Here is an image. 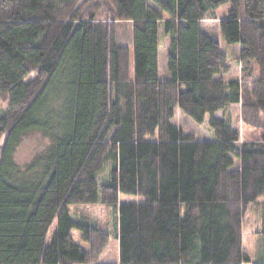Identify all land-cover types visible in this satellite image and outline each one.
I'll return each mask as SVG.
<instances>
[{
	"label": "trees",
	"instance_id": "trees-1",
	"mask_svg": "<svg viewBox=\"0 0 264 264\" xmlns=\"http://www.w3.org/2000/svg\"><path fill=\"white\" fill-rule=\"evenodd\" d=\"M228 2L225 79L203 23ZM0 99V264H101L110 233L70 214L96 204L116 208V264H264V0H0ZM177 107L209 114L213 137L173 123ZM31 134L45 144L22 164Z\"/></svg>",
	"mask_w": 264,
	"mask_h": 264
},
{
	"label": "rangeland",
	"instance_id": "rangeland-1",
	"mask_svg": "<svg viewBox=\"0 0 264 264\" xmlns=\"http://www.w3.org/2000/svg\"><path fill=\"white\" fill-rule=\"evenodd\" d=\"M230 9V3H226L218 9V18L214 21H205L203 23V29L209 33L213 38H215L221 45L222 50L229 56L230 68L228 72L222 73L225 79H230L234 76L239 75V45L232 44L229 45L224 40L220 29V20L228 16ZM168 39L162 40V45L160 48V70L163 78L169 75L167 71V52H168ZM221 74H217L216 77L219 78ZM5 103L0 99V108L4 107ZM242 106L241 104L232 105L228 109V114H230L235 126L246 132V130L251 131V128L245 126L241 120ZM219 116H224L222 112L218 113ZM210 115L207 114L203 123L195 122L191 117L185 115L184 111L180 108H176V115L173 119V123L180 127H183L186 131L194 133L201 139H210L213 137V131L209 124ZM45 144V138L37 135L31 134L24 139L17 151L18 160L24 164L30 161L35 154V152L40 149ZM109 165V164H108ZM110 166V165H109ZM109 176V167H105L103 170L98 172L97 180L100 187L107 181ZM139 196L135 195H124V199L127 202H134L139 200ZM259 201L264 200V196L259 197ZM257 204L251 203L245 216L244 224V248L250 253H253L257 248V236L255 233V226L258 221ZM115 210L113 206L106 205H72L70 207V214L75 220H92L93 223L105 231H108L111 235L110 245L100 258L101 264H116L120 261L119 253V239L115 236ZM91 221V222H92ZM54 228V227H53ZM52 230L49 233V238L51 237ZM72 234L77 242L82 243L84 247H87L86 243L81 240V233L79 230L74 229Z\"/></svg>",
	"mask_w": 264,
	"mask_h": 264
},
{
	"label": "crops",
	"instance_id": "crops-1",
	"mask_svg": "<svg viewBox=\"0 0 264 264\" xmlns=\"http://www.w3.org/2000/svg\"><path fill=\"white\" fill-rule=\"evenodd\" d=\"M239 48H240V46H239ZM240 50V49H239Z\"/></svg>",
	"mask_w": 264,
	"mask_h": 264
}]
</instances>
